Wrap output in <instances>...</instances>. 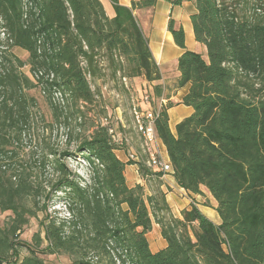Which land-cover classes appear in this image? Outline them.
Listing matches in <instances>:
<instances>
[{
    "label": "trees",
    "instance_id": "1",
    "mask_svg": "<svg viewBox=\"0 0 264 264\" xmlns=\"http://www.w3.org/2000/svg\"><path fill=\"white\" fill-rule=\"evenodd\" d=\"M110 1L113 15L102 0H0V216L10 212L0 225V264H46L42 254L61 253L72 264H264V0H166L192 2L194 35L207 55L187 49L183 26L169 20L175 43L185 49L176 85H189L182 103L194 110L174 134L168 101L156 133L177 183L195 194L206 187L216 199L219 224L195 204L175 216L162 182L150 194L142 184L129 186L126 162L116 153L124 147L109 132L121 126L103 125L107 116L85 128L91 131L74 150L40 137L41 125L69 117L84 127L86 108L102 94V85L93 83L107 70L112 78H161L135 13L157 0ZM35 87L51 109V123L29 92ZM145 93L154 108L166 96L161 84ZM78 154L88 160L83 184L67 162ZM130 163L146 179L164 175L146 162ZM49 169L51 177L41 178ZM56 197L68 217L47 213L32 240L21 238L34 207L41 202L47 211ZM155 224L167 244L154 252L148 233Z\"/></svg>",
    "mask_w": 264,
    "mask_h": 264
},
{
    "label": "crops",
    "instance_id": "2",
    "mask_svg": "<svg viewBox=\"0 0 264 264\" xmlns=\"http://www.w3.org/2000/svg\"><path fill=\"white\" fill-rule=\"evenodd\" d=\"M133 0H120V3L123 5L131 6ZM103 4L108 13L114 14L111 12L109 8H107V4L105 0H102ZM109 4L113 7V4L109 0ZM161 9L163 10V15L160 17H156L155 11ZM183 10L186 12L183 14ZM140 13L141 18V25L143 27L144 32L146 33L147 37L149 38V45L151 51L154 55V58L157 64L160 67L161 71V78L159 80H154L148 82L144 79L138 81L137 83H132L130 81L125 83L132 87H136L135 90L139 92V96L141 97L140 105L146 107L147 104L143 101V94L146 90H153V86L156 84H161L164 87L165 97L168 101L173 102V106L168 109L169 114V126L171 131L176 134V125L180 122L183 118L189 116L193 112V107L187 106L182 103L183 97L189 90V85L184 87L178 88L176 83L177 79L180 76V72L178 70V58L184 52L185 49L179 47L174 40L173 34L169 30V20L171 18L175 19L176 24L182 25L185 33H186V48L189 50H193L196 52H200L205 55V51L207 52V48L205 44L196 40L193 26L191 23V14L195 11V7L192 2H184L182 5L173 6L166 0H157L156 6L152 8H143L138 10ZM144 21V23H143ZM173 69V72L169 70ZM98 85H104L103 83H97ZM127 87V88H128ZM119 109V108H118ZM127 119L124 118L122 115L117 117V125L121 126V129L118 132H123L127 134V129L122 127V125L126 126V128H130L133 126L134 128V119L132 120V125L130 123H126ZM122 123V125H121ZM136 130V129H135ZM137 134V132H136ZM129 135V134H127ZM138 135V134H137ZM131 136V135H130ZM139 136V135H138ZM157 150L160 155L165 160H169V155L166 146L162 142L160 138L156 141ZM138 145H135V141L131 137V141L128 146L124 147L123 149L117 150V155L119 158L126 162L125 167V176L129 186H135L136 184H142L144 186L150 182V178H144L139 171V167L137 163H130L129 160V153L137 150L139 154L137 159L134 160L136 162L142 161L146 162L148 160L147 155H143L139 149ZM155 179V178H153ZM161 179H163V183L161 187L167 193V200L170 204V207L177 217H182V210L183 209H190L193 204H195L205 215H207L210 219H212L215 223L219 224L221 222V217L217 212V201L212 196V194L207 190L206 187H203V194H195L192 192L187 191L185 193L182 190V187L177 183L173 173H165ZM147 193H151L150 187H147ZM209 203H206L207 201ZM153 231H157L159 233L160 239L158 240V246H154L151 241V231L148 233V239L150 242V247L152 251H158L164 248L167 244L166 240L162 237L160 232V226L155 224L153 227Z\"/></svg>",
    "mask_w": 264,
    "mask_h": 264
},
{
    "label": "rangeland",
    "instance_id": "3",
    "mask_svg": "<svg viewBox=\"0 0 264 264\" xmlns=\"http://www.w3.org/2000/svg\"><path fill=\"white\" fill-rule=\"evenodd\" d=\"M107 4V8L111 10V12H114V8L110 6L109 0H105ZM152 8V7H150ZM186 12V10H183V14ZM140 24H141V18L139 11H135ZM109 15H112L108 13ZM156 17H160L163 15V10L158 9L155 11ZM144 23V21H143ZM142 26V25H141ZM143 28V27H142ZM145 33V32H144ZM146 35V33H145ZM4 31L0 28V38H3ZM12 51L20 56L23 59H26L28 54L27 51L23 50L22 48L14 47L12 48ZM205 55H207V52L205 51ZM26 73H29V67L26 66L23 68ZM170 72H173V69L169 70ZM109 70H107V75L104 77V79H95V83H93V87L97 83H103L104 85L100 87L101 95L98 97L97 102L94 105H90L88 108H86L87 116L84 119L85 126L80 127L78 125L77 121L74 119V117H69L67 120V123H59L55 122L53 126L45 127L40 126L39 134L40 137L43 139H46L50 145H53L56 149L64 150L67 147L70 148V150H74L76 148V143L78 139L82 136V133L85 131V133L89 134L90 130H86L87 127H91L92 123H96L103 119L105 116L108 117L109 121L117 125V117L119 115H122L124 118L127 119L126 123H130L132 125L133 120V107L135 104L140 103V94L138 91L135 90L136 87H132L129 85V87H125L124 79L121 78L120 74L116 76V78H112L111 75H109ZM145 79V78H144ZM132 83H137L140 80H143V76L134 77L131 78ZM130 84V81L127 78V81ZM98 87V86H97ZM30 94L35 96L38 100V104L40 106L41 112L45 115L48 122H53L54 118L52 116L51 109L49 108L48 103L45 100L44 94L40 91L39 88H32L29 90ZM137 98L140 100L138 101ZM58 99V98H57ZM143 107V106H142ZM119 108V109H118ZM66 122V121H65ZM80 123V122H79ZM86 128V129H85ZM127 129L128 136L135 141V145H139V149L141 147L142 139L138 132L131 126L129 129ZM139 135H137L136 134ZM131 135V136H130ZM128 146V145H127ZM141 153L143 155H147L141 147L140 149ZM135 156L134 158L129 156V160L134 161L136 160V155L139 154L137 150L133 151ZM67 162L69 167L75 171L78 174V177L80 178L82 184L86 183L89 179V170H88V160L83 154L78 155H72L70 157H67ZM52 175L51 169L46 170L45 172L41 173V178H50ZM150 182L147 183V187H150L151 191L154 190L161 182L163 183V179H153L150 178ZM145 186V188H146ZM147 191V189H146ZM58 195H62L61 192L58 193ZM207 201V200H205ZM206 203H209L207 201ZM42 203L40 202L39 207H34V210L36 211V215L33 217H30L28 225L25 227V230L21 233V238L26 240H32L34 233H36L38 230L41 229L40 221L44 220L45 217L48 215H51V217H58V218H65L68 217L69 212L65 208L63 204V198L56 197L52 200L50 203L47 211L44 209H41ZM10 212H5L0 216V225L5 222ZM151 241L154 246H158V240L160 239L159 233L157 231L151 230ZM22 255H25L27 253L26 249L22 250ZM5 255L8 257L10 256V251L5 253ZM42 257L45 259L46 264H72V257L69 256L66 253L61 254H42Z\"/></svg>",
    "mask_w": 264,
    "mask_h": 264
},
{
    "label": "built area",
    "instance_id": "4",
    "mask_svg": "<svg viewBox=\"0 0 264 264\" xmlns=\"http://www.w3.org/2000/svg\"><path fill=\"white\" fill-rule=\"evenodd\" d=\"M126 80L127 78H124V81ZM149 99V94L144 93L143 101L147 104V106L142 107L139 103L134 105L132 111L134 119V129H136L142 139L141 147L143 151L148 154V160L146 161L147 165L152 167V169L155 171L163 170L164 174L173 173V167L170 160L163 159V157L157 150L156 144L158 136L155 128V120L159 116L160 109L166 106V104L168 103V99L164 96L161 97L158 101L157 108H154L150 104ZM102 124L111 125L108 119H104ZM126 126L122 125V127L125 128ZM109 132L112 134L114 141L121 147H126L131 141V138L127 134L123 132H117L113 126L110 127ZM128 156L134 158L135 154L134 152H130ZM137 157L138 155H136V159ZM182 190L187 193V190H185L184 188H182Z\"/></svg>",
    "mask_w": 264,
    "mask_h": 264
}]
</instances>
